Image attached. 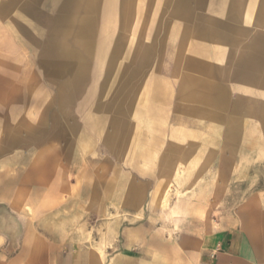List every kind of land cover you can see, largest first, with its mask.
<instances>
[{"label": "rangeland", "instance_id": "obj_1", "mask_svg": "<svg viewBox=\"0 0 264 264\" xmlns=\"http://www.w3.org/2000/svg\"><path fill=\"white\" fill-rule=\"evenodd\" d=\"M96 1L8 4L0 0V264H84L79 251L88 249L101 255L103 264H110L112 238L117 233L111 225L116 217L112 192L117 174L129 165L118 156L143 153L142 146H127L134 137L160 139L158 127L151 129L137 118L143 107L163 104L177 111L185 125H206L211 120L206 98L197 103L186 94L177 95L185 87L191 89L183 75L197 68L190 63L193 56L201 57V67L206 68L208 46L213 42L208 36L209 23L239 20L242 42L256 34L264 38V19L254 27L245 18L244 2L233 3L241 9V17L232 19L229 2L105 0L98 16ZM13 3L34 14L28 34L13 26L16 19L8 11ZM219 4L226 5L227 16L211 17ZM85 19L99 22L98 36L92 39L94 52L82 47L85 41L79 35ZM114 48L112 65L108 62ZM66 49L71 55L65 54ZM258 80L243 81L238 87L256 82L260 89L253 92L264 98ZM201 85V90L208 87L206 81ZM149 90L153 93L150 99L146 96ZM241 99L247 111L244 126L249 139H254L256 125L263 122L264 126V99L251 97L250 92ZM96 122L102 123L105 137L117 128L121 137L114 140L116 145L102 143L106 138L98 135ZM195 149L184 147L178 152L184 153L182 159L160 167L171 183L154 210L156 228L171 234L192 228L186 225L185 211L176 209L182 199L191 196L171 192L175 184L191 185V170L202 165L190 160ZM248 150L241 176L200 178L202 183L226 186L224 194L216 193L215 208L198 216L201 223H219L241 200L264 191V146L258 151L249 146ZM223 201L231 207L224 209Z\"/></svg>", "mask_w": 264, "mask_h": 264}, {"label": "crops", "instance_id": "obj_2", "mask_svg": "<svg viewBox=\"0 0 264 264\" xmlns=\"http://www.w3.org/2000/svg\"><path fill=\"white\" fill-rule=\"evenodd\" d=\"M5 1L9 4L20 0ZM213 1L231 3L229 15L232 19L241 17V9H235L233 3H246L244 15L251 19L254 27L259 26L264 19V0ZM215 7L217 9L211 17L221 19L227 16L225 4ZM8 11L9 16L16 19L13 26L18 28V32L28 34L34 26L33 12L24 5L14 6V3ZM207 31L213 42H209L206 68L201 67L204 64L201 57L193 56L190 63L197 68H192L183 75L191 89L185 87L177 96L186 94L193 100L196 99L197 103L206 98L211 120L206 125L198 127L193 124L191 127L180 121L181 118L177 117V111L174 112L173 108L169 111L167 106L153 103H147L143 107L144 111L137 118L149 123L151 129L158 127L161 130L160 139L143 140L134 137L135 140L133 138L132 141L133 136H130L127 146H142L143 153L133 152L130 155L129 152L128 155L118 156L119 161L129 162V165L127 164V170L117 174L118 180L112 192L111 206L116 211V217H113L111 225L117 227V233L112 238L114 252L110 264H264V191H256L241 200L233 207L234 212L225 213L217 224H203L199 218L204 211L215 208L218 201L216 193L224 194L226 187L224 182L222 185L214 181L202 183L200 178L239 177L242 174L241 163L249 152L248 146H254L256 151L264 146L263 122L256 125L254 139H249L247 127L244 126L247 121L244 114L247 111L245 107L242 108L240 101L241 98L246 99L249 92L251 97L264 99L263 95L254 93L260 88L256 82L243 83L244 88L238 87L242 82L239 75L242 72L239 70H243L246 62L253 56L252 45L259 37L256 34L250 41L242 42L240 36L243 34V27L239 20H214L209 23ZM235 67H238V74L235 73L234 80L232 76ZM262 71L261 64L254 75L256 80L262 75ZM205 81L208 87L201 90V84ZM146 96L148 99L152 98V91L149 90ZM171 96H174L173 93ZM173 112L176 116H173ZM263 113L262 109L261 114ZM95 129L100 138H106L102 143L107 146L116 145L114 140L116 142L117 136H120L117 128L110 137H105L101 122H96ZM189 145L196 147L190 160L207 166L200 165L199 169L191 170V185H173L174 191L171 193L191 196L187 197L189 199H182L176 209L185 211L186 225H191L192 228L171 234L162 227L156 228L158 222L154 210L158 208L159 200L168 193V184L171 183L169 177L163 175L164 168L160 167L163 163L182 159L184 153L178 152ZM157 146L160 147L156 149ZM155 151L158 153H154ZM183 161L185 160L181 162ZM156 165L159 166L158 170L155 169L154 172H157L153 173ZM165 171L171 170L165 168ZM153 179L158 182L152 181ZM223 203L224 209L231 207H227L226 201ZM100 256L90 249L79 251L84 264H103ZM73 257L77 258V255Z\"/></svg>", "mask_w": 264, "mask_h": 264}, {"label": "bare ground", "instance_id": "obj_3", "mask_svg": "<svg viewBox=\"0 0 264 264\" xmlns=\"http://www.w3.org/2000/svg\"><path fill=\"white\" fill-rule=\"evenodd\" d=\"M105 0H97L95 2V9L98 11L97 15L100 16L101 10L103 9ZM87 11L91 10V7L89 6ZM261 12V9H259V14ZM250 13V12H249ZM99 22L97 23V20H89L85 19L82 22V26L80 29V37L84 39L85 42H83L82 47L84 48V51L94 52V46L92 45V39L96 38L98 36V33L100 31V27H98ZM90 40V41H89ZM253 48V56L250 57V59L246 62V66L243 67V70H239L242 72V74H239L243 81H250L255 78V72L258 67H263L262 75L258 78L260 81L261 88L264 89V38H258L256 39V42L252 45ZM72 51L69 49L65 50L66 55H71ZM260 53H262V57L260 56ZM116 56V48L113 49V52L111 54V57L109 59L108 64L114 65V59ZM238 67H235V72L233 73L232 78L235 80L236 74H238L236 71ZM242 69V68H241ZM81 75H79V78L82 79L84 72L83 70L80 71ZM236 73V74H235ZM240 73V72H239ZM242 75V76H241ZM227 131V130H226ZM249 147V146H248Z\"/></svg>", "mask_w": 264, "mask_h": 264}]
</instances>
